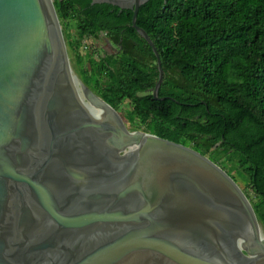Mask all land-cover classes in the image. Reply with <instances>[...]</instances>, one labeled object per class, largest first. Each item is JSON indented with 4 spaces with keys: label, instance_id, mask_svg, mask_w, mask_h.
<instances>
[{
    "label": "water",
    "instance_id": "water-1",
    "mask_svg": "<svg viewBox=\"0 0 264 264\" xmlns=\"http://www.w3.org/2000/svg\"><path fill=\"white\" fill-rule=\"evenodd\" d=\"M148 0H92L132 10ZM109 108V110L107 109ZM0 264H264V233L207 156L128 130L73 70L52 0H0Z\"/></svg>",
    "mask_w": 264,
    "mask_h": 264
},
{
    "label": "trees",
    "instance_id": "trees-1",
    "mask_svg": "<svg viewBox=\"0 0 264 264\" xmlns=\"http://www.w3.org/2000/svg\"><path fill=\"white\" fill-rule=\"evenodd\" d=\"M92 0H52L79 78L101 100L143 132L207 156L233 179L241 172L264 230V0H148L136 24L132 10ZM73 24L72 34L69 26ZM105 36L115 47L101 53L83 39ZM235 180V179H234ZM246 195V194H245Z\"/></svg>",
    "mask_w": 264,
    "mask_h": 264
},
{
    "label": "rangeland",
    "instance_id": "rangeland-1",
    "mask_svg": "<svg viewBox=\"0 0 264 264\" xmlns=\"http://www.w3.org/2000/svg\"><path fill=\"white\" fill-rule=\"evenodd\" d=\"M62 31V30H61ZM69 31L74 34V31H75V28H74V25L71 24L69 26ZM64 39V37H63ZM64 44H65V49H66V52H67V55L69 57V60L71 62V65L73 67V70L75 71V73L77 74V76L79 77V74H78V67H77V64H76V61H75V56H74V53L70 52L67 48V45H66V41L64 39ZM82 48H81V52L82 54L85 53V46L89 47V48H93V49H98L100 50V52L103 54V53H113L115 52V47L113 46H109L108 45V41L107 39L105 38V36H100L98 39H83L82 40ZM80 79V78H79ZM80 81L82 82V80L80 79ZM82 84L84 85V83L82 82ZM85 86V85H84ZM87 88H89L88 86H85ZM89 90H91L89 88ZM92 91V90H91ZM130 109V106L128 104V102H123L119 107L118 109L116 110L117 113L119 114V116L121 117L124 125L126 126V128L128 130H136V131H142L140 129H138L134 124L133 122L131 121L130 117L128 116H125V113L126 111H128ZM233 177L235 179V182L237 183V185L242 189V191L246 194L248 200L250 202H255L256 201V198L254 196V194L252 193L251 189L248 187V184H249V181L248 179L241 173V172H235L233 173ZM260 228L261 230L263 231L264 233V230L262 228V226L260 225Z\"/></svg>",
    "mask_w": 264,
    "mask_h": 264
},
{
    "label": "flooded vegetation",
    "instance_id": "flooded-vegetation-1",
    "mask_svg": "<svg viewBox=\"0 0 264 264\" xmlns=\"http://www.w3.org/2000/svg\"><path fill=\"white\" fill-rule=\"evenodd\" d=\"M108 45L111 47L112 45L108 42Z\"/></svg>",
    "mask_w": 264,
    "mask_h": 264
},
{
    "label": "bare ground",
    "instance_id": "bare-ground-1",
    "mask_svg": "<svg viewBox=\"0 0 264 264\" xmlns=\"http://www.w3.org/2000/svg\"><path fill=\"white\" fill-rule=\"evenodd\" d=\"M109 110V108H107ZM110 111V110H109Z\"/></svg>",
    "mask_w": 264,
    "mask_h": 264
}]
</instances>
